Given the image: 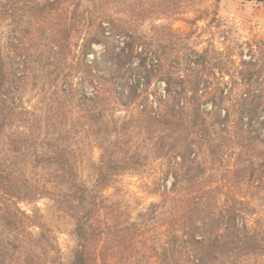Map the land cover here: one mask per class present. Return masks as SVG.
<instances>
[{"label": "trees", "instance_id": "trees-1", "mask_svg": "<svg viewBox=\"0 0 264 264\" xmlns=\"http://www.w3.org/2000/svg\"><path fill=\"white\" fill-rule=\"evenodd\" d=\"M13 8L9 0L0 1V23L13 15ZM35 8L42 13L54 9L51 1ZM81 8L80 3L72 6L70 21L65 23L64 51L72 47L75 34H83L86 24L90 27L96 22ZM122 35L114 22L100 21L95 31L86 33L85 55L95 52V44H105L109 60L96 57L85 66L96 75L91 83L101 78L114 85L115 104L131 114L123 121L109 115L113 106L107 102L101 82L93 83V91L98 88L94 94L83 90V102L77 104L83 110L80 116H68L72 113L69 96L78 93L70 85L54 91L58 97L41 108L46 109L45 114L25 107L28 57L21 61L22 70L6 51L7 46L20 50L22 40L15 44L8 39V45L0 41V227L11 232L42 227L41 215L29 214L19 203L48 197L74 223L77 248L72 264H90L92 247L133 239L139 228L138 223L123 219L124 201L112 200L122 189L117 177L129 170L141 172L150 160L168 158L173 163L169 173L173 181L161 193L170 194L165 200L172 199L177 205L162 225L171 256L161 264H249L264 258L263 219H255L254 226L249 223L252 216L245 211L249 200L233 195L219 211L209 210L211 203L204 201L199 183L206 172L199 156L206 146L215 160L230 142L240 147L264 146V52L262 58L255 55L262 54L264 42L260 52L250 50L247 56L251 59H243L242 84L190 86L170 77L162 78L164 86L157 83L153 89L160 61L155 62L148 51H139L131 35L123 41L121 53L113 54L111 46ZM138 56L139 67L134 65ZM240 85L242 89L232 101L230 94ZM210 101L211 109L206 106ZM236 113L240 116L237 123L232 119ZM85 133L101 151L99 161L91 162L96 175L92 183L81 177L84 159H79L78 144L88 137ZM136 137H142L143 143L136 142ZM39 172L46 174L45 181L33 179ZM110 188H115L113 195L106 194ZM159 207L153 203L150 213L161 214Z\"/></svg>", "mask_w": 264, "mask_h": 264}, {"label": "rangeland", "instance_id": "rangeland-1", "mask_svg": "<svg viewBox=\"0 0 264 264\" xmlns=\"http://www.w3.org/2000/svg\"><path fill=\"white\" fill-rule=\"evenodd\" d=\"M47 1L53 5L52 11L42 13L38 8L32 9ZM78 3L82 6L80 11L90 16L91 22H96L90 27L86 24L83 34H75L72 47L64 51L65 23L70 21L72 6ZM9 4L14 6L13 15L0 23V41L8 45V39L15 44L22 40L20 50L7 46L6 51L16 58L21 68V61L28 57L23 101L25 107L39 114H45L46 109L41 108L50 99L58 97L54 91L70 85L72 91L78 93L69 96L72 113L68 116H80L83 110L77 104L84 98L83 90L89 89V94H94L98 88L93 91V83L101 82L102 92L113 106L109 115L122 121L131 116L115 104L114 85L109 80L96 78L93 83L89 81L96 75H91L85 64L92 63L96 57L106 56L109 60L105 44H95V52L85 55L86 33L95 31L102 20L106 24L114 22L123 32L120 41L111 46L113 54L121 53L125 46L123 41L131 35L136 39L139 51H148L155 62L160 61L153 76V89L157 83L164 86L166 81L162 78L170 77L179 84L182 81L190 86L205 82L220 87L242 84L239 72L244 67L243 59H251L247 56L250 50L260 52L259 47L264 42V1L9 0ZM261 52L255 55L262 58L264 47ZM140 62L138 56L134 65L139 67ZM241 89V85L234 88L230 94L232 101ZM261 98L264 99V94ZM206 106L213 108L211 101ZM239 118L237 113L232 117L236 123ZM85 136L88 135L85 133ZM142 137H136L135 141L143 143ZM82 142L78 144L79 159H84L81 177L92 183L96 175L90 169L91 162L99 161L101 151L92 136L85 137ZM205 148L199 157L206 172L199 183L204 201L211 203L207 208L219 211L233 195L246 197L250 206L245 211L252 216L249 223L254 226V220L262 217L264 225V146L240 147L230 142L221 149L218 160L207 146ZM171 164L168 158L154 159L141 172L129 170L117 177V185L122 189L112 200L124 201L121 207L123 219L138 223L139 228L133 239L92 247L90 264H161L163 259L171 256L162 225L166 224L169 211L177 203L172 199L165 200L170 194L161 193L163 186L172 185ZM30 172L29 168L27 174ZM45 175L39 172L33 179L45 181ZM217 187L221 188L219 192ZM113 193L115 188L106 191L107 195ZM153 203L160 206L162 215L150 213ZM19 206L29 214L38 212L44 225L17 232L0 227V264H72L77 248L73 221L58 212L54 201L48 197L34 202L22 200ZM248 263L264 264V258Z\"/></svg>", "mask_w": 264, "mask_h": 264}, {"label": "water", "instance_id": "water-1", "mask_svg": "<svg viewBox=\"0 0 264 264\" xmlns=\"http://www.w3.org/2000/svg\"><path fill=\"white\" fill-rule=\"evenodd\" d=\"M244 1H260V2H262L264 0H244Z\"/></svg>", "mask_w": 264, "mask_h": 264}]
</instances>
